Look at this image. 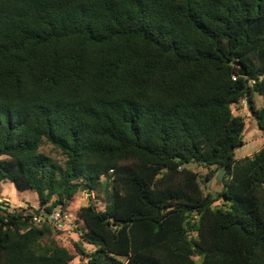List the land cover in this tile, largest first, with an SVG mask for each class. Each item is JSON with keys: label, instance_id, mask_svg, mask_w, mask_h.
<instances>
[{"label": "trees", "instance_id": "16d2710c", "mask_svg": "<svg viewBox=\"0 0 264 264\" xmlns=\"http://www.w3.org/2000/svg\"><path fill=\"white\" fill-rule=\"evenodd\" d=\"M248 90L264 130V0H0V183L39 202L0 201V264H264ZM80 191L83 222H34Z\"/></svg>", "mask_w": 264, "mask_h": 264}, {"label": "rangeland", "instance_id": "374dc122", "mask_svg": "<svg viewBox=\"0 0 264 264\" xmlns=\"http://www.w3.org/2000/svg\"><path fill=\"white\" fill-rule=\"evenodd\" d=\"M254 99L257 105L263 104V98L260 94L255 93ZM235 112L239 115H242L245 119L246 126L242 134L243 142L240 143L234 150V154L236 157H243L245 155H249L257 151L263 144H264V130L259 126L256 117L251 114V110L248 108L246 102L239 104L238 106H234ZM45 152L53 156L58 162L63 163L65 160L63 154L54 148L50 144H45L42 148ZM198 171L201 173L202 176L206 175L209 169L202 165H193ZM218 172L215 176L208 181L207 188L210 191L217 193L221 189V185L224 181V170L222 172V180L218 181L217 176ZM90 192L80 191L76 201L70 206L68 209V214L70 220L74 223L77 220L83 222L77 213L78 208L89 201ZM0 196L2 198H7L10 202L11 206H18V205H34L38 206V195L35 191L31 189L27 190H20L15 183L10 180L2 181L0 183ZM101 198L98 199L97 206L98 208L104 207V195L100 193ZM93 197V195H92ZM71 239L77 238V235H69L68 233L62 234L60 237L61 241L68 244L71 248L72 240ZM82 262L76 257L71 264H81Z\"/></svg>", "mask_w": 264, "mask_h": 264}, {"label": "built area", "instance_id": "2783aa9c", "mask_svg": "<svg viewBox=\"0 0 264 264\" xmlns=\"http://www.w3.org/2000/svg\"><path fill=\"white\" fill-rule=\"evenodd\" d=\"M0 201L10 205V202L7 198H0ZM10 208H13V206L10 205ZM34 222L37 225L46 223L54 226L58 230L63 231L71 228L73 224V222L70 220L68 212L62 211L59 208H55L52 211L42 209L40 213L34 215Z\"/></svg>", "mask_w": 264, "mask_h": 264}, {"label": "water", "instance_id": "95a60500", "mask_svg": "<svg viewBox=\"0 0 264 264\" xmlns=\"http://www.w3.org/2000/svg\"><path fill=\"white\" fill-rule=\"evenodd\" d=\"M228 62H230V60H228ZM234 64H237L238 65L239 64V60H234ZM240 74L241 75H246L247 74V68H246V66L241 65V67H240ZM246 103H247L248 106H251L252 105V100L250 98V91L249 90L247 92V102ZM251 114L254 117H256V112L252 111ZM222 172H223V169L222 168L219 169L218 176H217L218 181H221L222 180Z\"/></svg>", "mask_w": 264, "mask_h": 264}]
</instances>
